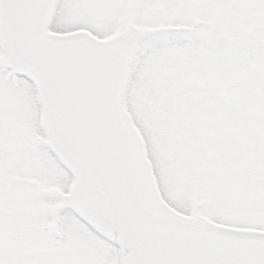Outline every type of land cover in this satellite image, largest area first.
<instances>
[{"label":"snow or ice","instance_id":"snow-or-ice-1","mask_svg":"<svg viewBox=\"0 0 264 264\" xmlns=\"http://www.w3.org/2000/svg\"><path fill=\"white\" fill-rule=\"evenodd\" d=\"M234 9L264 0H0V264H264V15Z\"/></svg>","mask_w":264,"mask_h":264},{"label":"rangeland","instance_id":"rangeland-1","mask_svg":"<svg viewBox=\"0 0 264 264\" xmlns=\"http://www.w3.org/2000/svg\"><path fill=\"white\" fill-rule=\"evenodd\" d=\"M162 17H170L171 12L161 13ZM257 15H264V9L249 11L243 9L229 10L222 15L225 22H242L251 20ZM133 14H129V22L133 20ZM254 97L249 94L243 101L233 105L232 118L222 131V135L228 146L238 152L247 153L255 143ZM29 183L37 184L42 191H58L55 186L45 187L38 180L29 179Z\"/></svg>","mask_w":264,"mask_h":264}]
</instances>
